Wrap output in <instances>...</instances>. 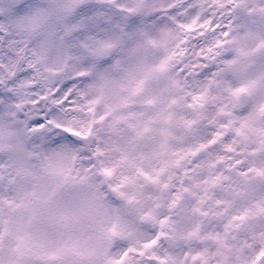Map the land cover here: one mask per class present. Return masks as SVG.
<instances>
[{"label": "clouds", "instance_id": "9594fccd", "mask_svg": "<svg viewBox=\"0 0 264 264\" xmlns=\"http://www.w3.org/2000/svg\"><path fill=\"white\" fill-rule=\"evenodd\" d=\"M0 264H264V0H0Z\"/></svg>", "mask_w": 264, "mask_h": 264}]
</instances>
